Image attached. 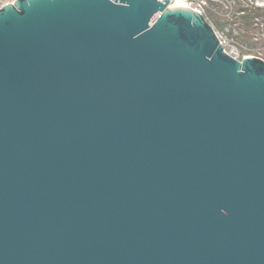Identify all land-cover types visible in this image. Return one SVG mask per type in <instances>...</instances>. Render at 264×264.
<instances>
[{"label": "water", "instance_id": "95a60500", "mask_svg": "<svg viewBox=\"0 0 264 264\" xmlns=\"http://www.w3.org/2000/svg\"><path fill=\"white\" fill-rule=\"evenodd\" d=\"M0 264H264V60L169 0L1 8Z\"/></svg>", "mask_w": 264, "mask_h": 264}, {"label": "trees", "instance_id": "16d2710c", "mask_svg": "<svg viewBox=\"0 0 264 264\" xmlns=\"http://www.w3.org/2000/svg\"><path fill=\"white\" fill-rule=\"evenodd\" d=\"M228 1L234 2L231 9L222 0V3L208 0L206 21L216 32L223 28L227 30V41L242 57L257 55L264 48V8L256 6L254 0Z\"/></svg>", "mask_w": 264, "mask_h": 264}, {"label": "built area", "instance_id": "2783aa9c", "mask_svg": "<svg viewBox=\"0 0 264 264\" xmlns=\"http://www.w3.org/2000/svg\"><path fill=\"white\" fill-rule=\"evenodd\" d=\"M16 1L17 0H0V9L7 6V5L14 4ZM158 1L163 2L164 0H158ZM175 1L176 0H169L170 7L173 6ZM179 1L183 5H185L187 9H191L193 11L198 12L202 16H205V11H206L208 0H179ZM216 35L220 41V44L224 46V52L227 55H229L230 57H232L236 60H239V61H241V59L244 58L240 55L239 51L235 47H228L227 39H225L223 36L219 35L218 32H216Z\"/></svg>", "mask_w": 264, "mask_h": 264}, {"label": "rangeland", "instance_id": "374dc122", "mask_svg": "<svg viewBox=\"0 0 264 264\" xmlns=\"http://www.w3.org/2000/svg\"><path fill=\"white\" fill-rule=\"evenodd\" d=\"M212 1L222 3V2H220V0H212ZM222 1H223V3L225 2L224 4L229 6L230 9H231L230 6L234 4V2H232V1H228V0H222ZM246 1H250V0H246ZM254 1H255V5L256 6L264 8V0H254ZM207 5H208V3H207ZM224 9H226V8H224ZM217 32H218L219 35L223 36L226 39L227 30H225L223 28V29L217 30ZM227 44H228V47H233L232 44H230L229 42H227ZM262 49L264 50V48H261L260 53H258V54L256 53L257 55H248V56H254V57H258V58L264 59V51H262ZM243 57H247V56H243Z\"/></svg>", "mask_w": 264, "mask_h": 264}, {"label": "bare ground", "instance_id": "6f19581e", "mask_svg": "<svg viewBox=\"0 0 264 264\" xmlns=\"http://www.w3.org/2000/svg\"><path fill=\"white\" fill-rule=\"evenodd\" d=\"M172 7H174V8H186V6L183 5L179 0H176Z\"/></svg>", "mask_w": 264, "mask_h": 264}]
</instances>
